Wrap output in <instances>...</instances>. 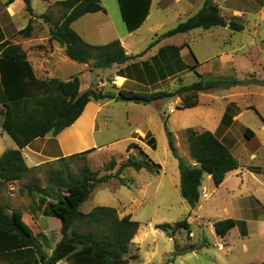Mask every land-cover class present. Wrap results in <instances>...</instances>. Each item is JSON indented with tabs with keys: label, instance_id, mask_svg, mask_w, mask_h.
<instances>
[{
	"label": "rangeland",
	"instance_id": "obj_1",
	"mask_svg": "<svg viewBox=\"0 0 264 264\" xmlns=\"http://www.w3.org/2000/svg\"><path fill=\"white\" fill-rule=\"evenodd\" d=\"M7 1L0 0V43L9 40L13 44H19L26 52L36 76L40 79L50 78L43 71L45 70L44 65L49 63L47 58L51 57V62H55V68L51 69L48 64V68L51 70L50 74H56L57 69L61 70L59 75L64 80L70 76L78 75L81 80V92L89 89L97 92L116 93L120 89L149 93L171 92L180 86L191 85L199 80L195 73L196 67L195 69L191 66V68H186L184 63L183 65L176 63L178 57L175 55L169 64H165L163 70L158 67L159 70L152 72V75L147 78L142 77L145 79L143 82L135 83V78L141 77V74L135 70L136 66H139L137 62L144 60L151 63V55L157 51L159 46L150 49L146 55L135 61L125 65L114 64L106 69L94 68L93 62L81 64L72 61L63 53H54L56 46L50 39V28L56 25L64 13L63 7L59 4L63 0H31L33 16L25 11L23 0H17L9 6L6 5ZM213 1L222 7L225 5L224 0ZM101 2L106 10V15H89L81 19L75 25V31L92 45H105L114 40L124 41L132 54L144 51L152 40L157 39L155 34L161 35L174 29L179 23L186 21L192 15V11L196 9V6L190 8L188 3L168 6L164 11L155 6L147 23L138 31L129 33L123 21L118 0H101ZM236 4L233 3V6L236 7ZM239 5L248 10H258L264 6V0H240ZM201 7L197 8V11ZM30 18H33L32 33L29 38H26L18 32L27 27ZM226 19H234L242 23L245 29L247 28V22L242 17L232 16ZM155 27L156 29H154ZM234 35V40L226 43L230 37L228 31H225L223 27L212 30L199 28L189 34L182 33L163 39L160 41L163 43L159 49L169 46L176 47L187 41L192 53L201 59V57L204 58L225 49L231 50V47L237 48L238 41L240 43L249 41L252 44L255 39L264 42L263 38L255 37L253 33H250L249 28L245 33H235ZM248 50L245 48L244 53L251 58L255 57L256 54L251 51V47ZM191 51L188 49L183 52L182 56L185 62H192ZM236 65L238 71L232 72V75L245 82L247 88L238 91L228 90L230 88L218 89L205 93L202 97L201 109L192 114L187 113V110H179L183 105L180 97L149 105L128 101H111L101 111L98 121L101 126L94 132V140L89 138V144L94 143L95 150L85 156L86 163L93 171L97 172L99 176L109 174L110 172L105 169V164L111 158H115L118 166L112 171L114 174L130 154L138 157L140 152H144L153 163L161 166L159 173L125 169L121 177L127 181L126 185L116 178L100 184L80 208L82 212L89 213L96 207H111L116 209L120 218L131 214L132 219L140 223V228L130 244V251L125 256L126 264H168L170 259H174V262L169 264H264L261 262L264 259V220L260 216L264 212V208L257 205L256 198L241 200V197H236L234 199L236 210H238V205L244 207V209H239V215L252 219L248 225L249 234L246 237H241L240 229L237 227L233 228L224 238L218 236L213 226L214 222L227 218L233 207L226 187L212 195V191L216 187L213 181L207 178L208 175H205L201 194L206 190L209 194L211 193V196L208 199L201 196L199 202L201 206L192 209L181 196L178 160L169 148L167 137L168 129L174 135L179 155L188 162L191 156L184 134V126L202 121V114L207 115L206 119L211 120L221 110L223 121L220 128L231 130L230 138L238 145L241 143L239 148L244 145H248L249 150L258 147V141L250 142L242 136V127L259 132L262 126V119L256 111L248 108H257L260 115L264 117V82L257 76H250L251 78L246 79L248 78L246 71L251 67L246 58H244V62L237 61ZM225 73L219 72V74ZM168 75L170 76L168 77ZM120 76L128 78L129 82L119 78ZM206 77L207 79L202 74L204 80L231 79ZM124 82L126 83L124 84ZM42 98L50 100L53 97ZM91 102L94 105L90 108V112L94 113L97 109L96 101ZM25 104L28 105L29 102L17 101L0 104V156L9 149L17 148L14 140L6 132V128L11 125V114L22 111ZM208 108H212L213 111L207 112ZM240 110L242 111L240 122L233 126L230 120ZM27 113L39 120H42L45 115L43 109L35 105L28 108ZM136 129L141 130L143 134L136 132L132 136V132ZM148 131L156 139L157 148L155 150L143 141ZM48 136L35 139L22 150L30 168L57 160L54 156L58 141L52 135ZM69 141H76V137L69 136ZM130 143H134L136 146L127 151ZM91 149L93 148H89V150ZM85 151L88 149L81 152ZM262 162H264V157ZM82 163L81 160L71 162V173L74 176H77ZM31 180L36 181L37 184V188L33 191V198L41 210L46 206L58 203L63 195L72 196L75 189H60L49 185L44 172L34 168L28 177L20 181L0 183V207H3L9 216L12 211L20 210L25 223L38 236L43 252L51 256L54 248L62 239L61 222L56 218L44 217L41 213L35 218L32 217L29 212V199L25 188ZM232 181L235 182V179ZM247 182V188L242 192L244 198H246V194H250L254 190L257 191L258 188V185L250 177ZM258 194H261V191ZM252 202L253 205H251ZM184 219L188 220L190 229L178 230L174 238H170L165 232L156 228L157 225L164 223L174 225ZM257 220L262 221L257 222ZM242 229L245 230L243 227ZM81 231L86 232L87 230ZM8 259L4 260L2 264L17 262L16 256ZM58 264H64V261Z\"/></svg>",
	"mask_w": 264,
	"mask_h": 264
},
{
	"label": "trees",
	"instance_id": "obj_2",
	"mask_svg": "<svg viewBox=\"0 0 264 264\" xmlns=\"http://www.w3.org/2000/svg\"><path fill=\"white\" fill-rule=\"evenodd\" d=\"M15 1L8 0L6 5L9 6ZM23 2L25 11L33 16L31 0H23ZM118 2L127 31L133 33L140 29L150 14L152 0H118ZM59 4L63 7L64 13L56 25L50 28V39L57 41L64 48L65 55L72 61L81 64L93 62L94 68L101 69L110 68L114 64L124 65L141 58L160 41L177 34L188 33L199 28L210 30L228 26L235 33L245 29L242 23L234 19L227 20L222 16L218 5L213 0H205L195 15L179 23L172 30L155 35L157 39L152 40L144 51L136 55H128L119 40L105 45H92L72 27L74 22L85 15L106 12L101 0H63ZM32 22L33 18H30L27 27L20 30L18 34L29 38L32 33ZM185 46L187 44L162 48L151 58V63L144 62L143 66L147 70L152 65L160 67L161 61L169 64L175 55L178 57L176 63L183 65L179 52ZM191 54L193 55L192 51ZM192 68L195 69V66ZM195 73L199 78L198 81L191 85L180 86L171 92L149 93L125 89H120L117 93L97 92L90 89L81 92V80L78 75L68 80L40 79L36 76L22 47L9 40L2 41L0 43V104L17 101L29 102V104H25L19 113L11 114V125L6 128V132L14 140L17 148L9 149L0 156V183L20 181L28 177L34 168L44 172L49 185L60 189L74 188L75 192L70 197L63 195L58 203L41 210L33 198V191L37 188L36 181L31 180L25 186L32 217L35 218L41 213L44 217L56 218L61 222L62 239L51 256L43 252L38 236L25 223L20 210L12 211L9 216L5 213V209L0 207V264L12 256L17 257V262L14 264H58L61 261H64V264H126L125 256L130 251V244L140 228V223L134 221L131 214L120 218L115 208L96 207L89 213L82 212L80 208L98 185L107 183L113 178L126 185L127 181L121 177L125 169L159 173L161 166L153 163L144 152H140L138 157L130 154L114 174L112 171L118 166V162L115 158H111L105 164V169L110 173L99 176L85 159V156L95 149L62 157L33 168L27 165L22 150L35 139L44 138L47 135L58 136L76 122L91 101H128L149 105L180 97L183 105L179 110H186L199 105L201 93L245 84L240 80H204L197 71ZM42 97L53 98L49 100ZM58 100L62 101L57 102ZM34 105L45 112L42 120L28 115V108ZM252 109L263 120L259 111ZM184 134L193 163L182 159L176 148L174 135L167 129L169 148L178 160L181 196L192 209H195L201 199L204 176H210L215 187H219L227 174L238 169L240 164L230 149L211 131L199 133L193 128H187ZM253 136L254 132L246 128L244 137L250 140ZM143 141L153 150L157 148L156 139L151 132L147 133ZM135 146L134 143H130L127 151ZM77 160L83 163L79 167L77 176H74L71 173V162ZM252 171H257V168H252ZM236 225L237 221L231 218L219 220L213 224L215 232L222 238ZM156 228L165 232L170 238H174L178 230H189L190 224L187 219H184L174 225L164 223L157 225ZM83 229L87 231L82 232ZM173 262L174 259H170L167 263Z\"/></svg>",
	"mask_w": 264,
	"mask_h": 264
},
{
	"label": "crops",
	"instance_id": "obj_3",
	"mask_svg": "<svg viewBox=\"0 0 264 264\" xmlns=\"http://www.w3.org/2000/svg\"><path fill=\"white\" fill-rule=\"evenodd\" d=\"M224 1H225L224 2L225 5L223 7L221 5H218V7L221 10V14L225 18L232 17V16L242 17V19H244L247 22L246 23L247 28L244 31H242V33H245V31L247 32L248 28H249L250 33H253V35L255 37H261L264 39V10H263L264 6L258 10H254V9L248 10V9L242 8L239 5L240 0H227V1L224 0ZM204 2H205V0H152V6H151L150 14L142 26H144L147 23L148 19L152 15V11H153V8L155 6L158 9L164 11L168 6L179 5L181 3H188L190 8H192L193 6H196V9H194L192 11L191 16H193L198 12L197 8H200V6H203ZM233 3H235V4L238 3V4H236V7H235V6H233ZM224 11H225V13H223ZM97 14L106 15V12H98V13L88 14V15L83 16L82 18H80L79 20H77L76 22L73 23V25H72L73 29L75 30V25L81 19H83L89 15H97ZM260 22H262V23L260 24ZM108 27H110V26H108ZM154 29H156V27ZM212 29H210V30H212ZM224 29H225V31H228L229 37H230L229 41L227 40L226 43L233 41L234 37H235V35H234L235 33H233L229 29L228 26L224 27ZM193 31H195V30H193ZM83 32H86V31H83ZM189 33H192V31H190L186 34H189ZM155 35H157V34H155ZM53 42H54V45L56 46L54 53L59 52V53H63V55H64L65 54L64 48L57 41L53 40ZM186 42L187 41H184V43H182L181 45H179L177 47H180L183 44H187ZM162 43L163 42H159L157 45H155L152 48L159 46L158 47V49H159L162 46ZM121 44L124 47V49L128 55H136V54L130 53V51L127 49V45L125 44L124 41L123 42L121 41ZM236 47L237 48L231 47V50H229V49L222 50L218 53L211 54V55L206 56L204 58L201 57V59H199V57H197L194 54L192 55L190 52L192 59H193L191 63L185 62L183 59L184 57L182 56L183 52L185 50L189 49V51H190V45L187 44V46L183 47V49H181L179 53H180V57H181L180 59H181L182 63H184L186 68H191V67L195 66L196 71L199 74L201 73L200 74L201 76L203 74V76L206 79H207L206 76H210L212 79L231 78V79H226V80H238L235 77V75H232V72L238 71V66L236 65L237 61L244 62V58H246V60L249 61L250 65H251L250 69H248L246 71L247 72L246 74H248V78H246V79L251 78L250 76H257L259 79L260 78L262 79L261 81L264 82V78H262V76H264V42L262 40L259 41V40H255V39H254V41H252V44L249 41L244 42V43H240L238 41V45H236ZM250 47H251V51H253V53L256 54L255 57H253V58L249 57L248 55H246L244 53L245 48H247V51H249L248 49ZM158 49L156 51L157 53L153 52V54L151 55V58L158 54V52L160 50V49L159 50ZM47 60L49 61L48 64L50 65L51 69L55 68V62L54 63L51 62V57L47 58ZM132 61H135V60H132ZM132 61H130V62H132ZM144 62H145L144 60L137 62V63H139V66H136L135 70L141 74V77L138 78L139 77L138 76L137 78H135V80H134L135 83L143 82L145 79H142V77L147 78L149 75H152V72L154 73V72L159 70V69H157L159 66H156V65H152L149 69L146 70L145 67L143 66ZM159 63L161 65L163 64L162 66H160L163 70L165 68V63H163V61H161ZM48 64L44 65L45 70L43 72L45 73V75H47V77L49 76L50 78H59L61 80H64L59 75V73H61V70L59 71L57 69L56 74H50L51 70H50V68H48V66H49ZM48 70H50V71H48ZM219 72H223V73L227 72V73L219 74ZM170 75H168V77ZM71 77H73V76H70L68 79H70ZM119 78L123 79L124 81L127 80L126 82H129L128 81L129 79L126 77L124 78L123 76H120ZM126 82H124V84ZM246 88L247 87L244 84V85H238V86L231 87L228 90L238 91V90L246 89ZM127 90H129V89H127ZM203 94H205V93H201L199 95V105L197 107H194L191 109H186L187 113L192 114V113L198 111V109H201L200 106H201ZM111 101H113V100L96 102L95 105L97 106V109L94 113L90 112V108L94 105L93 102H90L86 106V108L83 111V113L81 114V116L76 120V122L73 125H71L67 129L62 131L58 136H53L58 141L56 148H55V150H56V155L54 156L55 159L70 156L72 154L84 151L86 149L89 150V148H91V147L93 149L95 148L94 143L91 145L89 144V138H91L92 141L94 140L93 134L96 131V129L99 128V126H101V123H98L101 111L103 110L104 106L107 105ZM252 108L257 110V108H255V107H250L248 109H252ZM208 109L209 110L207 112H209L210 110L213 111L212 108H208ZM170 112L172 113L171 110H170ZM201 116H202V121H198L197 123H194V122L189 123L188 125L184 126L185 127L184 130L187 128H193L194 130H196L199 133H201L203 131H211L212 133H214L218 137L219 140H221L230 149L232 154L238 160L240 167L234 171L229 172L227 174L224 182L219 187H216L212 191V195L219 192L220 189H222L223 187H226V191H228V194L230 196V200H231V203L233 204V207H232L229 215L227 216V218L225 217V219L231 218V219H234L235 221H237V225L234 228L238 227L240 229L241 237H246L249 234L248 225L252 219H249L248 217L244 218L242 215H239V209L240 210L244 209V207L239 206L237 203L238 210H236L237 206L235 204L234 199L236 197H241V200L248 199V198H254V199L256 198L255 200L258 203L257 205L259 207L264 208V162H262V158L264 157V117L262 120V126L259 129V132L252 130L254 132V136L252 137V139H250V142L258 141L259 142L258 147L255 149L249 150L248 145H244V146H241V148H239L241 143H240V145H238L235 143V141L233 139L230 138V133H231L230 129L229 130H222L220 128L222 121H223V112L221 110H220V112L215 114L213 119H211V120L209 118L206 119L207 115L202 114ZM241 117H242V111L240 110L236 113L235 116H233V119L230 120L231 121L230 123L233 126H236V123L240 122ZM246 128H248V127H242V129H243L242 136H244V131ZM136 132H140L141 135L143 134L141 130L136 129L134 132H132V136H134L136 134ZM148 132H150V131H148ZM69 136L76 137V141L70 142ZM46 137H49V136L47 135ZM97 149H100V148H97ZM188 162L193 163L191 159ZM252 168H257V171H252ZM248 177H250L254 181V183H256L258 185V188L256 189L257 191L254 190L252 193L246 194V198H244L242 192L245 188H247ZM207 178L211 179V181H213L210 176H207ZM233 179H235V182L232 181ZM258 189H259V191H261V194H258L259 193ZM201 196L203 198L208 199L211 196V193L209 194L206 190H204L203 193L201 194ZM225 202H228V201H225ZM246 204H248V203H246ZM251 205H253V202ZM251 205H249V206H251ZM198 206L200 207L201 205L198 204ZM248 208L249 207L247 205V209ZM260 216L264 220V212ZM225 219H223V220H225ZM261 221L262 220H257V222H261ZM242 227L245 230H243ZM242 234H244V235H242ZM261 262H264V259Z\"/></svg>",
	"mask_w": 264,
	"mask_h": 264
}]
</instances>
